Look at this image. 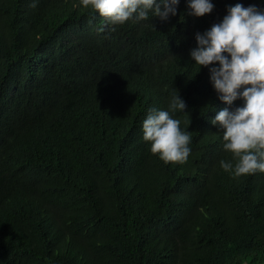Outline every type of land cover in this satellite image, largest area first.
Returning a JSON list of instances; mask_svg holds the SVG:
<instances>
[{
	"label": "trees",
	"instance_id": "1",
	"mask_svg": "<svg viewBox=\"0 0 264 264\" xmlns=\"http://www.w3.org/2000/svg\"><path fill=\"white\" fill-rule=\"evenodd\" d=\"M210 2L113 24L81 0H0V264H264V172L224 171L211 122L245 100L191 57L230 7L264 0ZM153 109L190 136L187 162L151 153Z\"/></svg>",
	"mask_w": 264,
	"mask_h": 264
},
{
	"label": "clouds",
	"instance_id": "2",
	"mask_svg": "<svg viewBox=\"0 0 264 264\" xmlns=\"http://www.w3.org/2000/svg\"><path fill=\"white\" fill-rule=\"evenodd\" d=\"M180 0H81L84 8L99 12L113 24L129 19L145 20L149 13L167 20L176 15ZM163 6V8L161 7ZM191 14L203 16L213 11L210 0H189ZM198 47L191 57L199 66L219 62L210 68V79L219 98L231 105L238 97L245 100L234 112L225 108L212 119L224 130V149L233 154L231 162L221 161L224 171L240 177L257 170L264 172V12L255 5L236 4L221 23L205 33L196 34ZM228 53L229 55H225ZM230 57V58H229ZM243 89V91H240ZM186 103L178 96L170 102V111H185ZM145 141L151 153L165 163H185L191 149L190 136L181 130L180 121L169 111L153 109L143 122Z\"/></svg>",
	"mask_w": 264,
	"mask_h": 264
}]
</instances>
